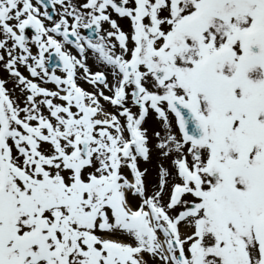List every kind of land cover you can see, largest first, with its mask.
<instances>
[{"label":"snow or ice","instance_id":"obj_1","mask_svg":"<svg viewBox=\"0 0 264 264\" xmlns=\"http://www.w3.org/2000/svg\"><path fill=\"white\" fill-rule=\"evenodd\" d=\"M0 264H264V0H0Z\"/></svg>","mask_w":264,"mask_h":264}]
</instances>
